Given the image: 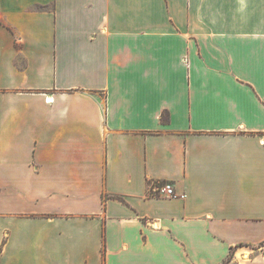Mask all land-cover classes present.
Segmentation results:
<instances>
[{"label": "crops", "instance_id": "0c3cea01", "mask_svg": "<svg viewBox=\"0 0 264 264\" xmlns=\"http://www.w3.org/2000/svg\"><path fill=\"white\" fill-rule=\"evenodd\" d=\"M262 243L264 0H0V264Z\"/></svg>", "mask_w": 264, "mask_h": 264}, {"label": "built area", "instance_id": "2783aa9c", "mask_svg": "<svg viewBox=\"0 0 264 264\" xmlns=\"http://www.w3.org/2000/svg\"><path fill=\"white\" fill-rule=\"evenodd\" d=\"M49 102V100L47 101ZM150 194L156 193L161 194L168 197H176V193L174 191V186L171 183H161V182H154L150 185Z\"/></svg>", "mask_w": 264, "mask_h": 264}, {"label": "rangeland", "instance_id": "374dc122", "mask_svg": "<svg viewBox=\"0 0 264 264\" xmlns=\"http://www.w3.org/2000/svg\"><path fill=\"white\" fill-rule=\"evenodd\" d=\"M46 9L49 10V9H50L49 6H47ZM259 251H260V253L263 255V254H264V247H262L261 249H259ZM263 256H264V255H263ZM230 260H231V258H228V259L226 260V262H224V264H230V263H229Z\"/></svg>", "mask_w": 264, "mask_h": 264}, {"label": "trees", "instance_id": "16d2710c", "mask_svg": "<svg viewBox=\"0 0 264 264\" xmlns=\"http://www.w3.org/2000/svg\"><path fill=\"white\" fill-rule=\"evenodd\" d=\"M237 247H242V246L238 245ZM262 247H264V243H262L261 245H259L258 247H256V249H261ZM232 252H233V248H232V251L230 252V256L228 258H231L232 257Z\"/></svg>", "mask_w": 264, "mask_h": 264}]
</instances>
